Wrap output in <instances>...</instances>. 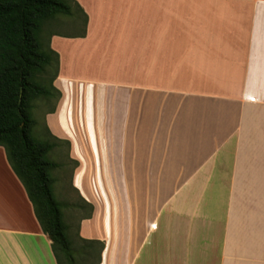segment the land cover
<instances>
[{
	"label": "crops",
	"instance_id": "crops-1",
	"mask_svg": "<svg viewBox=\"0 0 264 264\" xmlns=\"http://www.w3.org/2000/svg\"><path fill=\"white\" fill-rule=\"evenodd\" d=\"M76 1L45 125L99 264H264V0ZM2 151L0 260L56 264Z\"/></svg>",
	"mask_w": 264,
	"mask_h": 264
},
{
	"label": "trees",
	"instance_id": "trees-1",
	"mask_svg": "<svg viewBox=\"0 0 264 264\" xmlns=\"http://www.w3.org/2000/svg\"><path fill=\"white\" fill-rule=\"evenodd\" d=\"M61 17L76 21L78 26L86 23V14L76 0H0V146L50 240L56 264H99L103 241L80 237L79 224L73 235L53 193L51 172L59 164L48 153L59 140L46 125L45 132L54 141L33 131L35 100L54 98L47 110L53 111L60 95L53 86L58 54L51 49L49 39L66 33L42 29L49 21L62 23ZM79 207L88 209L84 217L90 216V203L83 201Z\"/></svg>",
	"mask_w": 264,
	"mask_h": 264
},
{
	"label": "rangeland",
	"instance_id": "rangeland-1",
	"mask_svg": "<svg viewBox=\"0 0 264 264\" xmlns=\"http://www.w3.org/2000/svg\"><path fill=\"white\" fill-rule=\"evenodd\" d=\"M61 18L62 23L56 24L49 21L47 24H45L42 30L44 32L46 30L52 29L59 31L77 30L76 28L79 24L77 25L76 21H71L70 19H66L63 17ZM43 31H41V35L43 34ZM49 71L51 72L52 70L50 69ZM53 101L54 98H50L48 100H43L39 98L35 100L34 110H31L32 117L36 122L35 126L33 127V131L37 132L40 137L48 138L51 141L54 140L52 138H49L45 132V112L51 108V106L53 105ZM0 148H2L3 156L6 160V163L9 165L4 148L2 146H0ZM67 148L68 145H66L65 143L57 142V144L52 148V150L49 151L48 155L50 159L56 161L59 164V166L51 172V175L54 176L55 179L52 184V189L55 198L61 204L63 220L67 224H69L70 232L74 235L77 228V224H79V218L83 215H86L88 209L85 207H79V205H81L82 203L79 201L77 192L71 187L70 175L73 164L66 159ZM15 178L17 182L23 187L21 181L16 176ZM1 179H3V176L0 170V180ZM67 234L70 235L69 228L67 230ZM31 242L33 244V250L30 246H27L26 250L33 256V259L38 256L40 258V264H53L51 261V257L50 262L48 259L50 256V248L46 244V238L42 237L36 239L32 237ZM0 264L7 263L0 260Z\"/></svg>",
	"mask_w": 264,
	"mask_h": 264
}]
</instances>
